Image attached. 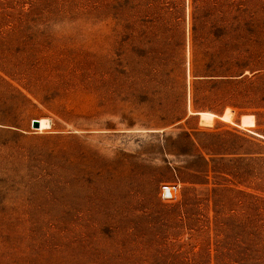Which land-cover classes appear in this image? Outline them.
I'll return each mask as SVG.
<instances>
[{"label":"rangeland","instance_id":"374dc122","mask_svg":"<svg viewBox=\"0 0 264 264\" xmlns=\"http://www.w3.org/2000/svg\"><path fill=\"white\" fill-rule=\"evenodd\" d=\"M224 3L0 0V264H264V0L248 46Z\"/></svg>","mask_w":264,"mask_h":264},{"label":"trees","instance_id":"16d2710c","mask_svg":"<svg viewBox=\"0 0 264 264\" xmlns=\"http://www.w3.org/2000/svg\"><path fill=\"white\" fill-rule=\"evenodd\" d=\"M224 13L225 15L232 16L236 31L241 35L240 42H243L245 46H248L253 41L254 29H255V0H224ZM230 20V19H229ZM228 23V19L225 23ZM248 51L243 49L241 55L247 54ZM246 57V56H245ZM244 57V58H245ZM246 64L239 63L236 66V73L230 75L225 73L222 75V83L231 84H242L246 81L251 80L249 76L245 75Z\"/></svg>","mask_w":264,"mask_h":264},{"label":"built area","instance_id":"2783aa9c","mask_svg":"<svg viewBox=\"0 0 264 264\" xmlns=\"http://www.w3.org/2000/svg\"><path fill=\"white\" fill-rule=\"evenodd\" d=\"M180 185L167 184L161 187V198L163 201H170L174 199L179 191Z\"/></svg>","mask_w":264,"mask_h":264},{"label":"bare ground","instance_id":"6f19581e","mask_svg":"<svg viewBox=\"0 0 264 264\" xmlns=\"http://www.w3.org/2000/svg\"><path fill=\"white\" fill-rule=\"evenodd\" d=\"M196 113H199V112H196ZM36 121H39L40 123V127L37 129L39 132H43L51 128V121L47 118H40V119H37Z\"/></svg>","mask_w":264,"mask_h":264},{"label":"water","instance_id":"95a60500","mask_svg":"<svg viewBox=\"0 0 264 264\" xmlns=\"http://www.w3.org/2000/svg\"><path fill=\"white\" fill-rule=\"evenodd\" d=\"M197 115H198V114H197ZM32 126H33V128L38 129V128L40 127V123H39V121L34 120V121L32 122Z\"/></svg>","mask_w":264,"mask_h":264}]
</instances>
